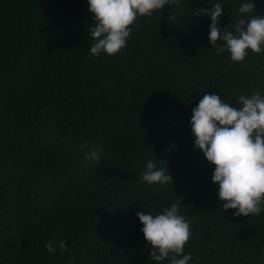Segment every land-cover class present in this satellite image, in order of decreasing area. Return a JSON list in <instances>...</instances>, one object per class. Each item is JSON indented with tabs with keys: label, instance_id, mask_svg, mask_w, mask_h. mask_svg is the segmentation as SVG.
I'll use <instances>...</instances> for the list:
<instances>
[{
	"label": "trees",
	"instance_id": "1",
	"mask_svg": "<svg viewBox=\"0 0 264 264\" xmlns=\"http://www.w3.org/2000/svg\"><path fill=\"white\" fill-rule=\"evenodd\" d=\"M247 2L180 0L138 16L119 54L90 57L87 0H0V264H170L150 258L136 213L177 202L189 264H264V199L259 214L225 211L190 125L206 93L233 108L264 96V51L217 55L211 17L195 16L221 3L223 29L264 15V0L241 14ZM148 161L173 183L143 182ZM56 238L67 251L46 250Z\"/></svg>",
	"mask_w": 264,
	"mask_h": 264
},
{
	"label": "clouds",
	"instance_id": "2",
	"mask_svg": "<svg viewBox=\"0 0 264 264\" xmlns=\"http://www.w3.org/2000/svg\"><path fill=\"white\" fill-rule=\"evenodd\" d=\"M89 12L95 19L90 29L94 43L90 57L101 53L119 54L126 47L127 40L138 16H151L166 5L179 6L180 0H87ZM224 7L216 3L212 10L199 8L195 16L211 17L209 41L219 55L227 49L232 61L241 62L248 55L247 50L259 54L264 51V15L241 18L226 28L219 27V17ZM256 10L255 0L243 3L239 12L249 14ZM169 22L175 21L171 13ZM231 29V30H230ZM222 41L223 44H219ZM233 108L217 94H204L197 107L192 109L191 130L196 137L194 146L203 151L206 159L215 165L213 183H218V197L227 211L236 209L235 217H247L261 212L264 199V96L259 92L250 96L240 95ZM167 151V150H166ZM93 163L100 161L97 150L85 156ZM142 181L173 183L168 168H157L148 161L142 173ZM180 203H172L161 213L138 211L136 216L143 224L141 231L152 246L150 258L161 262L170 258V264H189L191 254L183 255L185 244L191 236L190 221L179 214ZM67 251L66 242L56 238L44 247L49 253ZM171 254V255H170ZM180 257V258H177Z\"/></svg>",
	"mask_w": 264,
	"mask_h": 264
}]
</instances>
